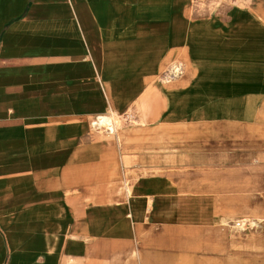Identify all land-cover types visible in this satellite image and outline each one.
I'll return each instance as SVG.
<instances>
[{
    "label": "crops",
    "instance_id": "1",
    "mask_svg": "<svg viewBox=\"0 0 264 264\" xmlns=\"http://www.w3.org/2000/svg\"><path fill=\"white\" fill-rule=\"evenodd\" d=\"M190 1L0 0V264H232L225 227H262L216 149L256 136L248 113L219 87L212 132L192 84L161 80L217 24ZM236 12L264 27V0Z\"/></svg>",
    "mask_w": 264,
    "mask_h": 264
},
{
    "label": "rangeland",
    "instance_id": "2",
    "mask_svg": "<svg viewBox=\"0 0 264 264\" xmlns=\"http://www.w3.org/2000/svg\"><path fill=\"white\" fill-rule=\"evenodd\" d=\"M250 2L251 0H191V11L188 15L191 20L204 21L213 17L217 24L213 22L203 25L201 29L192 27L189 30L191 43L188 45L189 49L186 48L188 54H184L182 61L177 63L181 67L180 74L183 76L175 79L166 74L161 80L168 83L166 84L168 86H176L180 83L185 88L192 84L193 91L203 102L208 103V109L201 114L200 119L210 121V130L222 128L219 115L224 110L220 108L222 104L219 101L225 100L226 97H221V93L218 92L219 87L230 92L231 96L227 98L233 109H243L248 113L246 120L248 130L255 131L256 136L249 139H228L217 144L216 149L218 153L226 154L224 161L227 172H232L230 174L232 182L246 183L244 189L249 201L246 207L264 213V27H249L252 24L249 23V19L244 27H241V22L234 24L238 18L236 19L232 13L236 10L238 11L236 13L241 11V14L245 15ZM241 14L237 16L240 17ZM215 80L226 83L214 85ZM109 118L101 119L108 123L113 136L117 120ZM134 121L130 112L121 115L120 124L125 122L135 125ZM241 128L240 131H246ZM90 129L92 133L107 134L104 130L95 132L91 126ZM257 131L259 133H256ZM228 173L227 177H229ZM225 229L229 233V241L232 238L234 245L232 264H264L262 227L245 226L239 239L231 237L234 235L233 227L226 226Z\"/></svg>",
    "mask_w": 264,
    "mask_h": 264
},
{
    "label": "bare ground",
    "instance_id": "3",
    "mask_svg": "<svg viewBox=\"0 0 264 264\" xmlns=\"http://www.w3.org/2000/svg\"><path fill=\"white\" fill-rule=\"evenodd\" d=\"M193 38V37H192ZM199 39V38H198ZM217 40H218V37L216 38ZM191 41V40H190ZM198 41V40H197ZM212 41H215V40H212ZM242 41V40H241ZM218 42V41H217ZM220 42H222V41H220ZM238 42H240V41H238ZM191 43V42H190ZM197 43H199V42H197ZM233 43V42H232ZM234 44V43H233ZM200 46H202V45H200ZM197 47V46H196ZM194 48V47H193ZM205 48V47H204ZM209 48V47H208ZM199 49H200V47H199ZM226 50V49H225ZM198 51H200V50H198ZM232 52V51H231ZM247 52V51H246ZM252 52V51H251ZM254 53V52H253ZM252 53V54H253ZM247 54H249V53H247ZM251 54V55H252ZM258 54H259V52H258ZM255 55H257V54H255ZM220 56V55H219ZM193 57V56H192ZM203 57V56H202ZM218 57V56H217ZM232 57V56H231ZM197 58V57H196ZM199 59L201 60V58L199 57ZM230 59V58H229ZM216 61V60H215ZM237 62V61H236ZM196 64V63H195ZM199 65V64H198ZM197 65V66H198ZM243 68H244V66H243ZM226 69V68H225ZM180 72H181V67H180V65H178V64H175L174 65V67H173V69H172V75H168L167 74V76H169V77H175V76H179V75H181L180 74ZM200 73V72H199ZM203 73V72H202ZM241 75H242V73H241ZM198 76V75H197ZM201 79V78H200ZM226 83V82H225ZM194 84V83H193ZM212 95V94H211ZM235 95V94H234ZM209 96V95H208ZM221 99V98H220ZM219 99V100H220ZM220 103V102H219ZM216 104V103H215ZM214 106V105H213ZM212 113V112H211ZM213 115V114H212ZM211 115V116H212ZM209 117V116H208ZM102 118V117H101ZM210 118H212V117H210ZM202 120V119H201ZM220 120V119H219ZM103 123H105V124H108V123H106L104 120L102 121ZM212 130V132L214 131L213 129H211ZM250 209V208H249ZM238 221V220H237ZM247 222H248V220H247ZM249 224H250V226L251 227H257V226H259V224L258 223H256V222H249ZM226 225V224H225ZM235 225L236 226H234V227H238L239 229H243L247 224H246V222H244V220H242V221H238V222H236L235 223ZM262 227H264V224H262L261 225ZM236 235V234H235Z\"/></svg>",
    "mask_w": 264,
    "mask_h": 264
},
{
    "label": "built area",
    "instance_id": "4",
    "mask_svg": "<svg viewBox=\"0 0 264 264\" xmlns=\"http://www.w3.org/2000/svg\"><path fill=\"white\" fill-rule=\"evenodd\" d=\"M90 126L92 129L95 130V132L104 130L109 135L113 134L112 129L109 128L110 126H108V124L103 123L100 116L94 117L92 122L90 123Z\"/></svg>",
    "mask_w": 264,
    "mask_h": 264
}]
</instances>
